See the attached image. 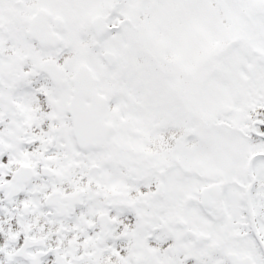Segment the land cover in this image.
<instances>
[{
    "label": "snow or ice",
    "instance_id": "snow-or-ice-1",
    "mask_svg": "<svg viewBox=\"0 0 264 264\" xmlns=\"http://www.w3.org/2000/svg\"><path fill=\"white\" fill-rule=\"evenodd\" d=\"M0 264H264V0H0Z\"/></svg>",
    "mask_w": 264,
    "mask_h": 264
}]
</instances>
